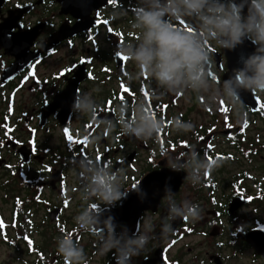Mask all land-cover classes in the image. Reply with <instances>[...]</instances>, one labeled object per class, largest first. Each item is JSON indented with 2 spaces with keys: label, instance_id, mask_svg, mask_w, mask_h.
Listing matches in <instances>:
<instances>
[{
  "label": "flooded vegetation",
  "instance_id": "obj_1",
  "mask_svg": "<svg viewBox=\"0 0 264 264\" xmlns=\"http://www.w3.org/2000/svg\"><path fill=\"white\" fill-rule=\"evenodd\" d=\"M135 3L4 0L0 7V22L9 12L28 8L8 34L11 43L16 42L11 35L18 32L26 33L30 42L11 44L8 53L0 47V264H70L56 251L63 234L72 235L84 249L85 264H115L113 254H99L96 238L80 232L73 222L81 207L74 161L89 155L113 170L124 169L127 198L104 215L127 225L130 233L142 217H151L156 225L145 252L134 257L133 264H238L244 251L250 252L246 264H263V257L237 235L264 230V95L241 93L256 99L257 109L245 106L243 118L237 119L223 100L218 107H205L190 91L154 99L156 85L147 74L129 82L128 75L137 69L117 52L137 38L127 27ZM113 12L126 14L113 17ZM175 23L194 30V21ZM54 33L64 37L49 47ZM208 49L212 62L207 70L222 82L255 46L245 40L231 51L212 44ZM82 93L99 102L98 118L112 117L120 101L134 104L143 98L165 121V129L147 141L121 135L118 128L105 132L92 119L72 112L74 97ZM173 117L191 121L194 131L167 130ZM85 133L100 139L90 144ZM191 145L201 156L221 161L196 187L184 171L166 163L168 155L183 159ZM166 185L177 202L199 204L202 218L173 221V231L163 237ZM138 187L147 194L144 199ZM90 206L103 207L99 201Z\"/></svg>",
  "mask_w": 264,
  "mask_h": 264
},
{
  "label": "clouds",
  "instance_id": "obj_2",
  "mask_svg": "<svg viewBox=\"0 0 264 264\" xmlns=\"http://www.w3.org/2000/svg\"><path fill=\"white\" fill-rule=\"evenodd\" d=\"M185 19L195 22L194 30L175 23L183 24ZM127 27L136 32L137 38L122 44L117 55L129 58L137 69L128 75L129 82L138 81L144 74L155 82L154 99L190 91L205 107H218L223 100L234 118L242 119L245 105L241 93L254 91L264 95V0H136ZM245 40L255 50L241 59V66L233 69L232 75L218 81L206 67L212 62L208 45L231 51ZM99 107V102L88 93L76 95L71 104L73 113L92 119L108 133L118 128L121 135L147 141L156 139L165 129V121L148 109L143 98L134 104L118 102L112 117L98 118ZM129 113H135L134 117ZM194 129L191 121L173 117L167 130L184 134ZM85 136L90 144L100 139V135L85 133ZM166 163L174 171H184L185 179L196 187L221 161L209 160L207 154L201 156L191 145L183 159L168 155ZM74 168L81 202L73 216L75 228L94 236L99 254L112 253L115 264H133V258L145 252L156 225L151 217H142L136 230L130 233L127 225L118 224L112 215H104L127 198L124 169L113 170L111 164H103L91 155L76 159ZM136 192L141 199L147 195L139 187ZM164 197L167 215L160 221L161 236L173 231V221L187 218L197 222L202 218L199 204L188 200L177 202L167 185ZM93 201H99L103 207L90 206ZM56 251L70 264H85V251L70 234L57 238Z\"/></svg>",
  "mask_w": 264,
  "mask_h": 264
},
{
  "label": "water",
  "instance_id": "obj_3",
  "mask_svg": "<svg viewBox=\"0 0 264 264\" xmlns=\"http://www.w3.org/2000/svg\"><path fill=\"white\" fill-rule=\"evenodd\" d=\"M4 0H0V7L2 5ZM27 8H21L20 10H17L16 12H12L9 14L7 18L3 19V22L0 23V46L4 47L5 52H9L10 45H28L30 42L26 41V33L18 32L11 35L12 40L16 41L11 43L9 39V30L12 26L13 22H16V20L21 16L22 13L26 12ZM17 12H19V15H17ZM78 28L74 27L73 31H76ZM62 37L59 36V33H55L48 39V46L55 45ZM7 71V70H6ZM7 73V72H6ZM6 79V76L5 78ZM246 104H251L252 102L249 98L245 97V99H242ZM240 238H243L245 241L250 243L255 251L262 255L264 257V232L262 230H255L252 231L250 234L247 235H240Z\"/></svg>",
  "mask_w": 264,
  "mask_h": 264
},
{
  "label": "rangeland",
  "instance_id": "obj_4",
  "mask_svg": "<svg viewBox=\"0 0 264 264\" xmlns=\"http://www.w3.org/2000/svg\"><path fill=\"white\" fill-rule=\"evenodd\" d=\"M244 255H245V257L239 258L240 262L238 264H246L250 260V258L247 259L250 256L249 251H244Z\"/></svg>",
  "mask_w": 264,
  "mask_h": 264
},
{
  "label": "snow or ice",
  "instance_id": "obj_5",
  "mask_svg": "<svg viewBox=\"0 0 264 264\" xmlns=\"http://www.w3.org/2000/svg\"><path fill=\"white\" fill-rule=\"evenodd\" d=\"M105 23H107V21H105ZM188 30L191 31L192 29L189 28ZM123 59H124V60H127L128 58H127V57H123ZM64 131H65V134L68 133V129H65ZM68 139L71 140L72 137L69 135V136H68ZM65 204L67 205V201H65ZM29 244H31V241H29Z\"/></svg>",
  "mask_w": 264,
  "mask_h": 264
}]
</instances>
